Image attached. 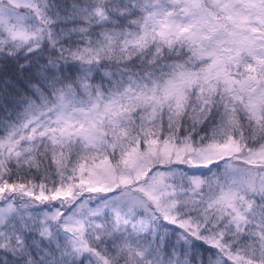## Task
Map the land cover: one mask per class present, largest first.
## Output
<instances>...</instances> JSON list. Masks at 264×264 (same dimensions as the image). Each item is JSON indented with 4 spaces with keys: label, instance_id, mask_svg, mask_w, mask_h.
<instances>
[{
    "label": "snow or ice",
    "instance_id": "1",
    "mask_svg": "<svg viewBox=\"0 0 264 264\" xmlns=\"http://www.w3.org/2000/svg\"><path fill=\"white\" fill-rule=\"evenodd\" d=\"M0 264H264V0H0Z\"/></svg>",
    "mask_w": 264,
    "mask_h": 264
}]
</instances>
